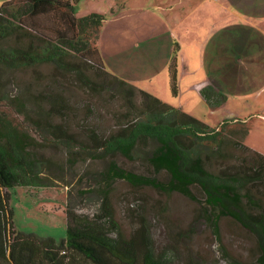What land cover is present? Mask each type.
<instances>
[{"label":"rangeland","instance_id":"rangeland-1","mask_svg":"<svg viewBox=\"0 0 264 264\" xmlns=\"http://www.w3.org/2000/svg\"><path fill=\"white\" fill-rule=\"evenodd\" d=\"M8 1L0 0V6ZM166 1L79 0L74 16L98 14L105 17L97 47L108 73L172 107L180 108L212 128L227 120L228 114L236 115V120L224 124L226 143L222 151L226 159L220 163V159L211 158L205 162V167L216 174L225 167L230 171L241 168L248 174L253 168L257 169L262 178L249 186L264 214V163L262 171L259 170L260 161L251 151L264 156V101L257 100L250 95L251 92L246 93L248 88L242 78L244 64L233 65L231 69L232 61L213 59L207 44L201 52L203 62H193L192 65L190 62L185 75L180 71L181 52L176 55L172 52V57L178 56L177 89L176 94L173 93L165 24L172 18V10L157 4ZM170 1H182L175 5V10L184 14L180 30L191 27V22L203 20L202 5H207L206 2L196 0L200 8L190 12L191 9L187 10L192 0ZM238 5V0H218L215 6L210 4V9L224 16L221 12L224 6L238 10ZM200 28L193 38L192 29L184 35L183 42L189 55L200 53L192 44L193 39L199 35L202 37ZM13 39L10 36L1 43H11ZM238 39L232 37V46L225 43L224 47L232 51L239 48ZM198 41L201 40L198 38ZM67 60L73 66L78 65L80 72L43 64L16 72L0 68V88L4 87L11 97L25 94L29 99L30 115L27 117L15 113L11 107L2 108L15 124L34 138L36 153L45 161L44 176L48 184L46 187H16L13 190L9 207L15 230L60 241L65 237V210L68 208L75 214L91 217L100 212L106 195L107 205L121 234L128 237L134 230L144 227L154 251H165L171 264L254 263L259 256L256 236L232 218L220 217L219 240L214 238L204 218V212L207 214L211 210L206 207L204 194L198 186L190 187L197 199L191 201L180 193L135 187L123 180L107 184L103 173L109 160L124 170L153 176L162 182H166L169 176L164 171L154 173L148 164V156L155 147L151 141L135 148L131 159L119 153L104 159L94 155L98 151L93 150V137L103 139L127 121L126 115L129 119L138 115L143 96L134 90L132 101L128 103L123 97L125 86H120L111 76L99 73L79 58ZM202 81L215 84L214 90L222 97L220 105L211 106L201 94L191 89ZM261 81L255 82L251 89L260 87ZM38 95L56 96L61 103L56 111H52L50 99L37 98ZM218 108L221 112L217 111ZM248 113L252 115L247 120L240 118ZM258 113L263 115L257 116ZM54 126H60L65 133H55ZM242 128L247 132L243 138L239 133ZM241 143L250 150L240 146Z\"/></svg>","mask_w":264,"mask_h":264},{"label":"trees","instance_id":"trees-1","mask_svg":"<svg viewBox=\"0 0 264 264\" xmlns=\"http://www.w3.org/2000/svg\"><path fill=\"white\" fill-rule=\"evenodd\" d=\"M79 0H10L0 6V68L16 72L36 67L54 65L57 68L80 72L68 58H79L90 67L112 77L125 86L123 97L130 103L134 90L141 93L143 101L138 115L121 123L118 129L103 139L93 137L94 155L108 158L119 153L127 159L138 146L151 141L154 149L148 164L154 173L164 171L166 182L153 176L127 171L109 160L103 178L107 184L123 180L135 187H150L163 193H180L197 201L190 187L196 185L205 197L209 213L205 222L214 238L219 240V219L228 216L252 232L257 239L259 256L252 264H264V214L250 186L262 176L253 168L248 174L244 169L230 171L221 168L218 174L209 171L205 162L211 158L226 159L222 151L226 143L224 120L212 128L203 122L172 107L158 98L139 90L134 85L108 73L103 66L97 40L103 15L74 16ZM13 36L11 43L1 42ZM68 70V69H66ZM103 71V72H102ZM170 82L176 94L177 79L175 60L169 68ZM85 85H90L83 82ZM211 105L218 106L221 98L210 85L200 91ZM50 99L51 110L61 103L56 96H37ZM28 97H11L0 88V264H171L165 251L155 252L144 227L124 237L103 197L100 212L91 217L65 210L67 219L65 237L56 241L52 237L15 230L9 199L16 187H46L45 161L36 153L34 138L10 119L2 107H11L15 113L27 117ZM55 104V105H54ZM55 133L64 134L60 126ZM246 136V129L240 130ZM211 145V146H210ZM242 146L243 144H239ZM243 147L247 148L243 145ZM250 150V149H249ZM256 154L262 171L264 156ZM255 212V213H254ZM229 264H244L230 262Z\"/></svg>","mask_w":264,"mask_h":264},{"label":"crops","instance_id":"crops-1","mask_svg":"<svg viewBox=\"0 0 264 264\" xmlns=\"http://www.w3.org/2000/svg\"><path fill=\"white\" fill-rule=\"evenodd\" d=\"M217 1L200 0L202 3H207V5H202L204 7L203 20L201 22H191V27L187 26L182 30H180V27L184 23L183 11L179 12L175 10V5L182 1L175 3L174 1L167 0L166 2L157 3L159 6H165L166 9L172 10L170 16L172 18L169 19L168 24L165 23L168 31V53H170L168 70L171 61L174 59L175 71L177 73L178 56L172 57V52H175L174 55L181 52L180 71L182 75L188 74L193 62L199 61L200 64L203 62L201 60V52L205 48V44H207L213 59L217 60V58H221L225 62L228 60L232 61L231 69L233 65L238 67L244 64L242 78L248 88L246 93L251 92L250 95L256 97L257 100L264 101V0H238V10L234 9L235 11L231 7L222 6L221 12L224 16H219V13H215L214 10L210 9V4L212 3L215 6ZM199 8L200 5L196 3V0H192L190 8L187 11L191 9L190 12H194ZM207 11L208 15L206 14ZM199 26L201 27L202 37L200 38L199 35L198 38L201 41H198V38H196L193 39L192 44L194 49H197L200 53L195 52V55H189L183 42L184 35L189 34L192 29L191 37L197 36L196 31H199ZM232 37L240 38L238 41L241 43H239V48H235L233 51L224 47L225 43L228 46H232ZM260 79H262L259 83L260 87L251 89L252 85ZM210 84L208 81H202L194 84L191 89L200 94V91ZM210 86L215 87V84L213 83ZM217 111L221 112L220 108ZM251 115V113H248L240 118L247 120ZM259 115L263 114L258 113L257 116ZM236 119L237 117L233 113L227 115V121L231 122ZM240 122L244 123L245 121L240 120Z\"/></svg>","mask_w":264,"mask_h":264}]
</instances>
